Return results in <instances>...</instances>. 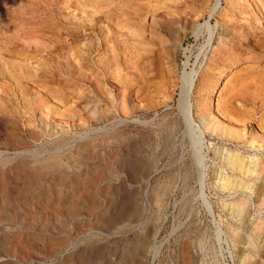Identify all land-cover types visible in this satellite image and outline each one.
I'll return each mask as SVG.
<instances>
[{"label": "rangeland", "instance_id": "374dc122", "mask_svg": "<svg viewBox=\"0 0 264 264\" xmlns=\"http://www.w3.org/2000/svg\"><path fill=\"white\" fill-rule=\"evenodd\" d=\"M263 38L264 0H0V264H264Z\"/></svg>", "mask_w": 264, "mask_h": 264}, {"label": "bare ground", "instance_id": "6f19581e", "mask_svg": "<svg viewBox=\"0 0 264 264\" xmlns=\"http://www.w3.org/2000/svg\"><path fill=\"white\" fill-rule=\"evenodd\" d=\"M216 7V4H214L210 10H209V15L210 17L213 15V11ZM209 17V18H210ZM181 23V22H180ZM239 23V22H238ZM206 24H208V22L206 21ZM207 26V25H206ZM249 29V28H248ZM171 32V31H170ZM211 35V34H210ZM264 39V38H263ZM255 42V41H254ZM257 43V42H256ZM262 43V42H261ZM258 45V44H257ZM247 71V70H246ZM254 72V71H253ZM251 73V72H250ZM248 74V73H247ZM240 78V77H239ZM246 78V77H245ZM261 79V78H260ZM259 79V80H260ZM263 79V78H262ZM193 80H194V75H193V72H189V73H184L182 78H181V82H180V90H181V94H180V104H181V113H184V119L185 121L188 123V125L192 126L191 123H190V114H191V109H190V106H189V102H188V95H189V88L192 86L193 84ZM257 81V80H256ZM264 81V80H263ZM257 89V88H256ZM240 92V91H239ZM258 94V93H257ZM263 98V97H262ZM259 99V98H258ZM250 100V99H249ZM189 106V107H188ZM226 108V107H225ZM189 109H190V114H189ZM252 127V126H251ZM241 130V129H240ZM260 132V131H259ZM194 134V133H193ZM198 137V136H197ZM17 143V142H16ZM237 156V155H236ZM199 158V157H198ZM228 161L230 162L229 163V166H230V169L235 173V174H239V175H242V174H246L248 172V170H250L249 168L250 167H247L245 162L243 161L242 158L240 157H235V156H232L229 155L228 157ZM199 161V160H198ZM264 166V165H263ZM220 186L222 188H225L227 190H230V191H237L238 189H240L242 187V182L237 180V179H229V178H226V177H221L220 179ZM251 191V190H250ZM255 191V190H254ZM256 193H259V191L257 190ZM231 210L233 211H238L239 213L243 212V208L241 206H238V207H232ZM238 213V214H239ZM234 241L235 242H238L239 241V238L236 236L234 237ZM54 245V244H53ZM56 251V250H55Z\"/></svg>", "mask_w": 264, "mask_h": 264}, {"label": "water", "instance_id": "95a60500", "mask_svg": "<svg viewBox=\"0 0 264 264\" xmlns=\"http://www.w3.org/2000/svg\"><path fill=\"white\" fill-rule=\"evenodd\" d=\"M216 11V8L214 9V11H213V13ZM189 101H190V99H189Z\"/></svg>", "mask_w": 264, "mask_h": 264}]
</instances>
